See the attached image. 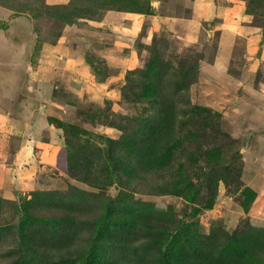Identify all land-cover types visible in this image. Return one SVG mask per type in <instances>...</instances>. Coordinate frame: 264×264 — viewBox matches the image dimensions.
<instances>
[{"label":"rangeland","instance_id":"obj_1","mask_svg":"<svg viewBox=\"0 0 264 264\" xmlns=\"http://www.w3.org/2000/svg\"><path fill=\"white\" fill-rule=\"evenodd\" d=\"M158 71L179 91L143 94ZM149 113L147 151L170 138L175 156L117 173ZM35 191L80 221L137 209L146 264L176 229L199 247L244 237L254 258L230 262L264 264V0H0V223Z\"/></svg>","mask_w":264,"mask_h":264},{"label":"trees","instance_id":"obj_2","mask_svg":"<svg viewBox=\"0 0 264 264\" xmlns=\"http://www.w3.org/2000/svg\"><path fill=\"white\" fill-rule=\"evenodd\" d=\"M156 75L154 80L146 82L143 94L151 91L159 98L160 95L169 92H178L179 87L182 86L181 82L176 80L168 90L161 91L164 87L163 82L171 79L166 80L159 71ZM179 79L182 81V78ZM183 90L184 88L182 93ZM159 104L157 99L154 103L155 109L159 107ZM147 118L148 124L139 134L131 137L130 144L124 148L123 157L117 160L123 165L117 173L122 171L127 177L143 178L154 163H163L166 156L168 160L175 156L174 142L169 141L170 138H167L168 142L162 146L161 150H154L160 146L158 143L156 147L147 151L143 140L155 129L156 116L149 113ZM157 151L159 152L156 154ZM109 167L110 175L116 176L114 168L111 165ZM250 194L252 195V192ZM17 201L18 215L15 222L12 221L7 226L0 223V238L5 234L11 237V245L0 252L5 259L12 257L6 260L5 264H146L141 256L142 253L145 254L146 248L140 240L129 241L134 232L132 224H140L137 209L130 210L129 213L124 211L120 215H113L116 207L105 205L104 210L100 211L98 218L94 221H80V218L77 219L80 212L75 214L71 205L60 202L59 198L48 192L35 191L28 198L20 193ZM196 209L194 208V211ZM117 225L120 230L115 229ZM168 234H163V237H169L166 245L170 255H165L167 251L161 250L162 255L158 258V264H232L229 260V251L236 254L234 256L236 263L245 256L254 258L253 254L245 250L246 242L241 236H229L222 243H204L205 245L199 247L197 240L193 237L194 234L187 230L186 233H181L180 229H176L173 234ZM260 235L264 236V231L261 230ZM179 236L184 237L182 246L187 245L191 250L186 252V257L191 256L190 260L185 259L184 254L179 252V246L175 243ZM81 237H85V244L73 250L74 241L80 240ZM214 248L221 251L212 253L210 249ZM79 251L81 252L78 253Z\"/></svg>","mask_w":264,"mask_h":264}]
</instances>
